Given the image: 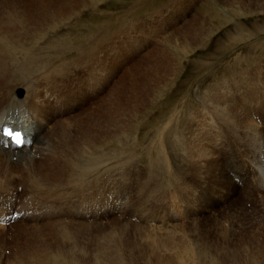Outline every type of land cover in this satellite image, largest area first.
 Returning <instances> with one entry per match:
<instances>
[{
	"label": "rangeland",
	"instance_id": "374dc122",
	"mask_svg": "<svg viewBox=\"0 0 264 264\" xmlns=\"http://www.w3.org/2000/svg\"><path fill=\"white\" fill-rule=\"evenodd\" d=\"M11 1L0 0V12H5ZM238 1V5L229 6L215 0H92L86 9L69 18L51 14V43L60 49L67 47L66 51L60 58L52 54L51 60L43 58L36 64V59H31L24 73L39 80L46 70L72 65L78 58L76 48L93 47L88 43L99 36L103 61L100 95L106 98L110 87L117 85V108L122 109H117L115 124L119 139L104 148V152L114 150L115 154L103 161L104 168H114L108 173L114 182L110 192H114L116 203L110 208L106 201L109 189L102 186L100 202L109 211L94 225L97 231L68 236L78 224L63 223L64 231L53 230L56 234L51 235V210L32 194L24 180L12 177L7 181L1 173L5 180L0 181V221L10 225L17 199L21 219L10 226L0 225V264H157V260L166 264L167 259L170 264H264V189L238 191L219 163V157L229 156L247 166L246 178L264 184V13H244L264 6V0ZM196 16L205 21L200 27L205 35L210 30L212 35L183 55L178 50L179 31ZM150 18L152 22H145ZM40 31L43 36L39 39L48 36ZM165 52L177 56V74L155 90L150 103L133 121V106L126 105L132 104L130 78L132 82L137 78L142 64L138 65L145 57L152 54L161 60ZM67 67L78 80L83 79V68ZM14 84L18 86L12 100H22L25 92L20 99L16 93L24 91V82ZM92 103L88 99L86 107L90 109ZM67 110L64 117L76 112ZM253 112L257 119L252 118ZM194 130L201 131L200 144L205 149L193 151ZM252 136L260 142L252 145ZM130 182L133 187L128 193ZM165 194H171L187 212L181 214L180 209L179 218L164 227L142 224L138 220L142 211L167 202ZM123 203L127 204L124 212L120 209ZM170 205L176 210L173 201ZM100 248L104 252L94 262L92 253Z\"/></svg>",
	"mask_w": 264,
	"mask_h": 264
},
{
	"label": "bare ground",
	"instance_id": "6f19581e",
	"mask_svg": "<svg viewBox=\"0 0 264 264\" xmlns=\"http://www.w3.org/2000/svg\"><path fill=\"white\" fill-rule=\"evenodd\" d=\"M89 1L91 2L92 0H12L9 3V8L5 12H0V122L4 121L7 117H11L17 124H26L35 133L33 142L28 149L22 148L10 152L0 146V174L2 173L3 177H8L7 181L13 177L15 180H24V182L31 186L30 191L32 194L34 193L35 197H39L43 201L44 206L51 210V229L48 227L51 235L56 234L53 230L57 232L64 231V228H61L63 227V223L70 226L71 223L78 224L68 236H72L73 234L87 236L89 234L92 235L94 230L97 231V227L94 225H97L101 219L106 218L107 211H109V209H104L100 202L101 191H104L102 186L109 189L107 191L108 194H106V201L109 203L110 208L114 207L116 203L114 194H111L114 192H110V190L113 191L114 182L108 173L109 170L113 171V167L110 169L109 165L104 168V162L107 161L105 158H112L115 151L104 152V148L109 147L110 144L115 143L119 139L120 135L117 129H115V124L118 118V111L120 112L122 109L120 106L117 108L119 100L116 90L117 85L110 87L106 98H102L104 94L100 95L103 61L99 57L101 51V47L98 45L99 36L93 38L88 43L89 46L94 45L93 47L86 49L81 45L76 50L74 49L78 54V58H75L72 65L68 64L71 67L78 66L83 68V73H85V75L83 74V79L78 80L75 75L73 76L72 69L70 70L66 64L57 69L52 68V71L46 70L41 74L39 80L25 74L27 68L31 65L29 63L31 59H36V64V62L39 63L43 58L48 61L51 60L52 54L54 58H60L66 51L67 47L60 49L59 45L57 47L56 44L51 43V14L57 15L59 19H63L70 14L80 13L86 9ZM235 1L215 0V3L218 2L220 5H227L229 3V6H233V4L238 5L239 1L238 3ZM219 8L223 9V6ZM249 9L244 13L249 12V14L254 15L264 13V6L253 10ZM217 12H220V10ZM211 14L212 10L208 12V16ZM204 22V20H200L196 16L182 31H179L180 44L178 50L183 55L185 53L188 54L189 50L193 51L201 41L206 40L212 35L211 30L205 35L204 31L200 28ZM40 29L46 31L45 34L48 35L44 39H39L43 36ZM261 34H263V31ZM29 47H32L34 50L28 49ZM164 49L167 51V45ZM26 50H29V52ZM159 60L160 58L156 55H148L138 65L139 67L142 64L137 78L133 82L132 78H130L128 89L132 104L127 103L126 105L133 106L131 109L133 121L137 120L138 114L141 113L140 110L150 103V97L157 93L155 90H159L161 85L168 81V78L177 74V56L173 54L171 56L170 53L165 52L162 59ZM144 64L145 66L143 67ZM146 65H148V69H146ZM43 66L46 67L47 64ZM138 67L137 70H139ZM35 71H37V68ZM37 72L39 73V70ZM124 78L122 76L119 80L121 81L119 82L120 86H123L122 82ZM69 79H75L77 85L81 86L78 92L79 96L77 95L72 100L73 102L79 101L81 102L80 104L76 102V104L73 103L74 105L70 106L71 104H68V99L65 97L67 94H58V91L62 89L61 85H59L61 80ZM21 81L24 82L23 92H25V97L18 101L12 100V94L18 86L14 83ZM33 83L36 85L33 86ZM62 86L63 90H66L67 87ZM85 96L93 102L90 109L86 107V103L83 101V97ZM129 96H125V98H129ZM66 109L70 111L76 110V112L64 117ZM79 113L82 114L79 115ZM178 115L180 114L178 113ZM161 132L162 130L158 132V137L161 136ZM193 132V151L205 149L200 144L201 131L194 130ZM255 137L252 136V145L260 142ZM256 149L254 152L256 154L260 153V150ZM160 153L161 151L157 152L158 156H160ZM157 158L159 159V157ZM3 180L5 179L0 178V181ZM26 209L28 211V208ZM71 213H75L76 215L72 216ZM85 220H88V222H85ZM87 223L93 226L89 228L83 226ZM52 244L53 242H51ZM101 249L94 250L92 253L96 258L94 262H97L100 259L99 256L104 252V248L103 250ZM70 250L75 252L71 247ZM187 250L191 251V249ZM159 257L162 258L163 256L159 255ZM158 261L156 262L157 264H164ZM166 264H170L168 259Z\"/></svg>",
	"mask_w": 264,
	"mask_h": 264
},
{
	"label": "snow or ice",
	"instance_id": "6c2138e0",
	"mask_svg": "<svg viewBox=\"0 0 264 264\" xmlns=\"http://www.w3.org/2000/svg\"><path fill=\"white\" fill-rule=\"evenodd\" d=\"M3 131H4V135L5 136H9V137L13 138L15 144L22 145L23 141L21 140L20 133H18V132L17 133H13L12 131L7 130V129H5Z\"/></svg>",
	"mask_w": 264,
	"mask_h": 264
},
{
	"label": "crops",
	"instance_id": "0c3cea01",
	"mask_svg": "<svg viewBox=\"0 0 264 264\" xmlns=\"http://www.w3.org/2000/svg\"><path fill=\"white\" fill-rule=\"evenodd\" d=\"M161 10L163 9V8H160ZM155 12H157V14H159V13H161L162 11H155Z\"/></svg>",
	"mask_w": 264,
	"mask_h": 264
}]
</instances>
